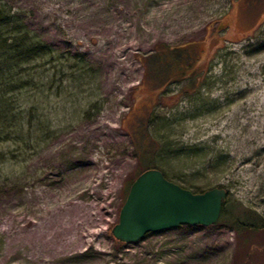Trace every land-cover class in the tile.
Here are the masks:
<instances>
[{
  "label": "rangeland",
  "instance_id": "1",
  "mask_svg": "<svg viewBox=\"0 0 264 264\" xmlns=\"http://www.w3.org/2000/svg\"><path fill=\"white\" fill-rule=\"evenodd\" d=\"M0 8L12 20L5 37L44 46L0 58V264H264L263 230L180 225L133 243L111 231L131 182L163 158L197 188L223 187L229 204L264 214V0ZM162 45L194 56L199 87L148 60ZM158 143L197 154L161 158ZM72 238L82 245L56 257Z\"/></svg>",
  "mask_w": 264,
  "mask_h": 264
},
{
  "label": "water",
  "instance_id": "2",
  "mask_svg": "<svg viewBox=\"0 0 264 264\" xmlns=\"http://www.w3.org/2000/svg\"><path fill=\"white\" fill-rule=\"evenodd\" d=\"M141 173L131 183L119 221L111 229L120 242H137L147 233L180 225L211 226L219 220L225 188L194 193L167 179L157 168Z\"/></svg>",
  "mask_w": 264,
  "mask_h": 264
},
{
  "label": "trees",
  "instance_id": "3",
  "mask_svg": "<svg viewBox=\"0 0 264 264\" xmlns=\"http://www.w3.org/2000/svg\"><path fill=\"white\" fill-rule=\"evenodd\" d=\"M11 15L4 13V11L0 8V58L1 62L9 61V63H16L18 60H26L32 59L35 56L43 55L44 54V46L40 42H32L26 35H22L23 37L19 36H10L11 38L5 37L6 34L11 35L7 30V27L11 24ZM222 29H219L221 31ZM8 38V39H7ZM11 40V41H7ZM188 47L190 44H186ZM182 46V45H181ZM181 47L177 46H166L162 45L159 46V49L156 50L155 54L152 55V58L148 60H152L151 62H155L156 65L159 63V59L164 64V70L169 71L171 68H176L180 73H178L179 77L176 79L177 81H183L184 79L187 81V90L194 89L200 86V78L203 77L204 71L197 72L195 68L197 65H193L194 56L191 55L190 52H182L183 50L180 49ZM190 49V47H189ZM0 62V65H1ZM192 63V64H191ZM157 144V142H154ZM156 153H159V157H174L175 159H182V157H189L192 154L196 155L195 149H192L193 152L186 151H179L178 149H169L168 147L161 146L158 143L156 148ZM172 150V151H171ZM154 153V152H153ZM165 158L161 159L164 165L158 166H148L145 167L142 171L146 169H153L157 168L163 175L174 183H178L184 188L190 189L194 193L203 192L210 188L201 189L197 188L194 182L188 176L183 173H176L167 166ZM169 160V159H168ZM141 171V172H142ZM140 172V174H142ZM138 174V176L140 175ZM137 176V177H138ZM136 179V178H135ZM134 179V180H135ZM133 180V181H134ZM132 181V182H133ZM131 182V183H132ZM131 187V184H130ZM221 188V187H218ZM130 189V188H129ZM129 191V190H128ZM227 192V191H226ZM228 193V192H227ZM222 210L221 216L216 223H225L226 225L230 226L233 231H236L238 234L242 235L245 234L247 231L250 232H257L258 230L264 231V214H261L255 210L249 209L246 206L244 207L242 203L238 201H233L230 204L227 202V196L222 201ZM264 213V212H263Z\"/></svg>",
  "mask_w": 264,
  "mask_h": 264
},
{
  "label": "bare ground",
  "instance_id": "4",
  "mask_svg": "<svg viewBox=\"0 0 264 264\" xmlns=\"http://www.w3.org/2000/svg\"><path fill=\"white\" fill-rule=\"evenodd\" d=\"M82 245V243L79 242V239H75V238H72V239H68L65 241V243H63L61 245V247L59 249H57L54 253V255L57 256V254H61L62 252H65L66 250H69V251H73V250H77V248H79L80 246ZM48 261L46 260V262H44V264H49L47 263Z\"/></svg>",
  "mask_w": 264,
  "mask_h": 264
}]
</instances>
